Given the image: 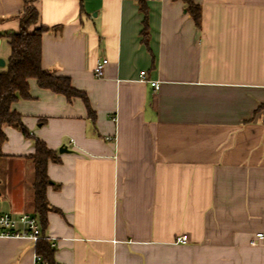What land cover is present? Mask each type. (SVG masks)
Returning a JSON list of instances; mask_svg holds the SVG:
<instances>
[{
  "label": "crops",
  "instance_id": "obj_1",
  "mask_svg": "<svg viewBox=\"0 0 264 264\" xmlns=\"http://www.w3.org/2000/svg\"><path fill=\"white\" fill-rule=\"evenodd\" d=\"M192 1L199 23L183 0H36L42 67L93 114L29 79L12 104L29 136L5 128L0 213L36 215L42 140L59 159L42 229L55 264H264V0ZM24 7L0 0V74ZM37 245L0 236V264H34Z\"/></svg>",
  "mask_w": 264,
  "mask_h": 264
},
{
  "label": "trees",
  "instance_id": "obj_2",
  "mask_svg": "<svg viewBox=\"0 0 264 264\" xmlns=\"http://www.w3.org/2000/svg\"><path fill=\"white\" fill-rule=\"evenodd\" d=\"M187 4L195 23H199L201 8L192 0H183ZM36 0H24V10L16 17L19 20V30L8 34L11 46V55L8 59L7 70L0 74V156H3L2 146L7 141L5 128L12 126L19 129L25 136L28 130L23 124L20 113L12 109V104L19 97L28 98L29 79L35 78L42 88L64 94L69 100L75 97L82 98L89 113L93 114L87 94L73 87L69 77L54 75L45 70L41 64L42 34L49 30L40 23V13L35 5ZM141 10L145 13L143 35H147V6L142 4ZM35 152L29 155L32 161V206L37 215L41 229L47 226V212L57 210L47 200L46 190L52 182L48 176L47 164L50 160L59 161L55 151L47 147L45 142L34 139ZM37 252L47 261L55 264L54 249L45 237L38 240Z\"/></svg>",
  "mask_w": 264,
  "mask_h": 264
},
{
  "label": "built area",
  "instance_id": "obj_3",
  "mask_svg": "<svg viewBox=\"0 0 264 264\" xmlns=\"http://www.w3.org/2000/svg\"><path fill=\"white\" fill-rule=\"evenodd\" d=\"M108 62L109 60L107 58H102L96 62L94 66L96 76L104 75ZM141 80L149 82L155 91L159 88V81L147 79L145 71H141ZM107 138L113 139V137ZM0 236L28 238L35 242H38L43 237L37 216L28 212H23L18 215L7 212L0 213ZM257 241H264L263 231H258L252 240L253 243ZM176 242L187 243L188 238L186 235H179L176 237ZM34 262V264H47V261L39 253L35 254Z\"/></svg>",
  "mask_w": 264,
  "mask_h": 264
},
{
  "label": "water",
  "instance_id": "obj_4",
  "mask_svg": "<svg viewBox=\"0 0 264 264\" xmlns=\"http://www.w3.org/2000/svg\"><path fill=\"white\" fill-rule=\"evenodd\" d=\"M0 65H4L3 59L0 58ZM61 151L66 150L65 147L60 148Z\"/></svg>",
  "mask_w": 264,
  "mask_h": 264
}]
</instances>
